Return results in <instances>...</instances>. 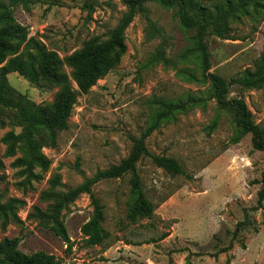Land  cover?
<instances>
[{"label":"rangeland","instance_id":"rangeland-1","mask_svg":"<svg viewBox=\"0 0 264 264\" xmlns=\"http://www.w3.org/2000/svg\"><path fill=\"white\" fill-rule=\"evenodd\" d=\"M9 6L11 0H0ZM13 7L16 19L28 27L49 51L62 59L61 69L73 79L66 58L85 40L106 39L126 11L122 0H28ZM213 8L224 0H200ZM147 17L139 13L126 30L127 50L121 61L94 85L79 94L69 119L70 127L59 132L54 147L42 154L51 164L39 167L41 178H30L6 155L1 138L21 127L0 126V195L2 201L18 199L7 224L0 218V242L18 238L25 253L43 250L60 257L62 264H264V206L258 191L264 171V151L255 150L251 134L239 135L234 114L219 107L216 99L197 105L164 122L148 137L152 154L175 158L184 172L174 174L159 167L151 156L138 162L145 193L155 204L152 216L128 218L134 200L131 174L102 180L93 191L104 206L103 226L108 233L102 244L88 245L81 227L93 214L89 194L82 193L64 208L60 221L70 242L57 235L47 215L53 200L49 192H64L82 183L98 169L125 158L148 126L156 99L175 100L188 94L209 96L210 82L196 81L183 73L191 68L201 77L195 54L183 55L191 46L193 29L183 27L175 7L146 2ZM234 39L208 35L211 72L227 79L255 69L264 50V0H253L247 11L229 21ZM26 51L22 45L20 53ZM13 87L38 104L53 103L60 86L49 81L32 83L18 72L8 74ZM243 98L257 123L264 126V86L245 88L233 84L228 98ZM8 115L7 112L2 116ZM9 121V120H7ZM216 126L210 129V125ZM60 178L55 185L54 179ZM167 202V203H166ZM246 220L230 250L237 223ZM7 264V263H0Z\"/></svg>","mask_w":264,"mask_h":264},{"label":"trees","instance_id":"trees-1","mask_svg":"<svg viewBox=\"0 0 264 264\" xmlns=\"http://www.w3.org/2000/svg\"><path fill=\"white\" fill-rule=\"evenodd\" d=\"M127 9L117 25L110 30L106 39L95 35L84 41L82 47L66 58V63L73 69L72 76L78 89L71 84L70 77L61 69L62 59L55 51H49L36 37L29 36L28 27L21 24L15 17L13 7L19 4L28 6V0H11L9 6L2 5L0 1V126L8 124L21 127L20 132L14 129L7 131L1 138L6 145V155L15 156L14 165L22 167V171L30 178L40 179L41 173L36 168L47 170L51 161L42 154L45 146L54 147L59 132L70 127L69 119L77 102L79 94L88 93L91 88L103 79L121 61L127 50L126 30L139 13L147 17L149 11L146 2L150 0H122ZM166 7H175L176 15L181 25L193 29L191 46L183 57L189 58L195 54L199 65L201 77L191 68H184L183 73L199 82H210L209 96L202 94H188L183 98L168 100L156 99L157 109L149 124L139 136H132L133 146L129 154L120 162L111 164L105 169H98L92 176L86 177L76 187L64 192H49L47 198L53 200L48 220L52 223L50 228L67 243L70 237L64 224L60 221V214L64 208L74 203L82 193L89 194L93 205L91 218L83 224L81 232L88 245L102 244L108 236L103 226L105 219L104 206L93 191L94 185L102 180L122 178L131 174V189L134 200L131 204L128 218L136 222L139 217H150L155 212V204L147 197L142 177L138 169V162L143 156H151L154 162L174 174L183 173L184 170L173 157L152 154L147 146V139L164 122L174 119L178 113L188 112L197 105H205L209 99H216L222 109H229L234 114V122L239 135L233 142L238 143L244 134H251L252 146L255 150L264 151V126L257 123L247 102L243 98H228L233 84L245 88H261L264 86V50L257 61L255 69H246L238 76L226 77L211 72V52L208 35L210 33L222 39H234L231 35L229 21L237 19L247 11L253 0H224L215 3L210 8L200 0H154ZM26 51L20 53L22 45ZM18 72L26 76L32 83L40 84L44 81L60 86L53 103L38 104L31 100L27 94L13 87L8 74ZM7 112L8 115H3ZM9 120V121H7ZM216 122L210 125V129ZM3 159L0 157V166ZM262 188L258 191V205L256 209L264 206V171L260 181ZM54 184H60V178L54 179ZM0 195V218L7 224L10 216L17 218L14 209L20 203L18 199L2 201ZM246 220L237 223L232 233V241L228 246L222 247V252L233 246V240L238 237ZM18 238L4 239L0 242V263L7 264H62L60 257L53 253L38 250L33 253L21 251Z\"/></svg>","mask_w":264,"mask_h":264},{"label":"crops","instance_id":"crops-1","mask_svg":"<svg viewBox=\"0 0 264 264\" xmlns=\"http://www.w3.org/2000/svg\"><path fill=\"white\" fill-rule=\"evenodd\" d=\"M167 203V202H166Z\"/></svg>","mask_w":264,"mask_h":264}]
</instances>
